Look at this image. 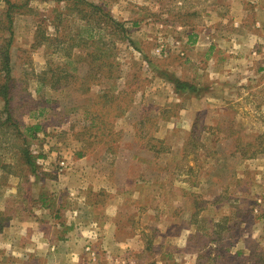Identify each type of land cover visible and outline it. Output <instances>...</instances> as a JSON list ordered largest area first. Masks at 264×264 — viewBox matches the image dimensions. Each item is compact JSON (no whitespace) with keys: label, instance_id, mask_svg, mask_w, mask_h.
<instances>
[{"label":"rangeland","instance_id":"1","mask_svg":"<svg viewBox=\"0 0 264 264\" xmlns=\"http://www.w3.org/2000/svg\"><path fill=\"white\" fill-rule=\"evenodd\" d=\"M84 1L102 7L123 26L112 24L102 12L95 14ZM244 2L245 12L238 0H0V47L11 36L10 11L13 21L10 97L19 128L2 123L6 114L0 99V244L15 242L1 236L10 222L46 216L60 223L61 216L46 209L58 205L53 195L83 182L97 190L145 192L124 197L121 218L134 229H144L158 255L176 256L170 259L173 264H264V213L252 212L248 202L229 195L234 187L264 194V179L263 184L254 180L255 175L264 178V152L243 156L246 150H264V0ZM241 20L250 34L239 33ZM215 25L237 33L230 41L204 36L198 53L208 63L198 64L200 72L189 68L187 59L195 54L186 46L187 35L210 33ZM90 30L107 51V63L116 67L110 69L113 79L87 92V52L92 48L85 44H91ZM210 43L214 48L207 50ZM56 66L77 73L80 82L56 83L57 90L41 84L40 75ZM171 77L192 81L199 93L176 92ZM97 101L113 107L102 120L95 112ZM37 124L41 130L30 135L25 128ZM152 144H158L160 154L149 149ZM25 149L35 158L36 174L24 164ZM197 191L202 195L194 198L196 216L186 209L179 213L178 199H193L187 195ZM95 199L110 204L105 191L88 201ZM221 199L224 206L218 203ZM208 215L214 226L204 219ZM77 217L74 212L71 222ZM191 218L199 225L196 237L189 235ZM94 224L81 225L72 242L82 245L87 256L82 264H110L108 255L96 248L100 227ZM254 230L256 236L251 235ZM38 231L36 247L43 258L54 255L52 264H70L84 256L74 252L62 260L65 229ZM241 234L248 235L247 250L244 245L233 247ZM179 237L191 249H175ZM11 245L1 246V252L17 259L18 247ZM23 255H28L25 250ZM148 255H154L153 249L140 258L152 263Z\"/></svg>","mask_w":264,"mask_h":264},{"label":"crops","instance_id":"2","mask_svg":"<svg viewBox=\"0 0 264 264\" xmlns=\"http://www.w3.org/2000/svg\"><path fill=\"white\" fill-rule=\"evenodd\" d=\"M238 1L242 5V8L244 5L245 8H243L244 10L243 12H245V9L247 8V6L244 4L245 0H238ZM213 2L214 1H211V3ZM231 18L233 19L234 16H232ZM234 20L236 19H233L232 24L234 23ZM214 24L215 23H213V25ZM241 25H242V20L240 22V27L238 26V23L234 24L235 27L237 26L239 27V33H243V30L244 32H247L245 34L251 33L249 31H245L244 27ZM220 27H216V25L213 26V28L209 30L210 33L199 32V33L194 34L193 32H191L190 34L187 35L188 41L186 43V46L190 47L191 49L190 51L192 54H195L194 58H189L190 60L187 59L188 60L187 62L189 63L188 65L190 66L189 68L194 69L195 67V71H199V72L201 71L198 67V64L202 62V60L200 59L201 53H198V52H199L200 45L203 43L202 40L204 36H210V35H212V37L225 36L227 37L228 41H230L231 35H234L235 33H237L236 30H231L233 32L232 33L230 30H227L226 27L224 26L223 28H220ZM207 45H208L207 50L214 48L213 43L211 45L209 44ZM194 50H196V52H194ZM204 57H208V54H204ZM207 63L202 62V64H205V65H207ZM211 74L215 75V70L214 71L212 70ZM196 77H197V74H195L193 78H196ZM189 80H193V79H189ZM189 82L190 84H192L191 83L192 81H189ZM208 98L209 97L206 96V100H208ZM199 112L200 111H198L197 113ZM263 179L264 178L262 176L255 175L254 180L255 182L257 180L258 184H263ZM81 184H82V187H79V188L70 187V189H67V191H65V188L62 191L58 189V191H56L55 194L53 195L55 198V201H59L58 205L56 207L53 206L52 208H46L49 210L53 209V211L56 212V217L58 216L60 218L61 216L62 219L60 220V223L46 216L44 218L42 216L41 217L42 220L36 218L30 221L29 223H27V220L23 221L24 219H19V218H18L19 220L15 221L14 223L10 222L8 227L3 230L1 236L2 237L11 236L14 238L12 240H14L15 242L11 243V242L3 241V245L0 244V262L2 263L6 262L5 264L17 263L16 261H18V264L19 263L20 264H46V263L52 264L53 262H49V261L51 260V256H54V255L47 256L48 258L45 257L46 258L45 259L43 258L44 255L40 253L41 250L39 251V249L36 247L35 243H38V240H39L38 238L40 234L38 230L46 229V233H48L49 231H52V233L54 234L56 230L58 232L60 230L63 231L65 229V231L63 232L64 234L62 235L63 241H62L61 247L68 252L66 253V251L64 250L62 252L63 254L60 253L59 255L61 256L62 260H64L65 257L67 258V255H73L74 252L78 253L79 255H84L82 257L81 256L78 257V259H76L75 261H70V264H82L81 261L84 259V257H86L87 259V256L83 254L84 251H82L81 243L76 244V245L73 243L74 242L73 239H75L73 237L77 233L79 234V227L81 225L87 224L89 222H95L94 225H96L97 227H100V238L98 241H95V244H97L96 248L101 255H108V258H109L108 260L110 261V264H173L170 259H175L176 256H171L172 254L170 253L165 254V255L163 254L158 255V252L155 250V248L152 245L153 243L151 242L148 243V239L146 238L144 229H140V228L138 230L134 229L132 224L125 223L124 220H122L121 218L120 212L122 211V208L124 207V203H125L124 197L128 195L140 196V195H144L145 192H142V190H139V189L135 191H127V189L120 190L118 188L115 191L113 190L108 191V190H103V189L97 190V189H94L89 184H83V182ZM103 191L110 194V204H107L106 206H104L101 204L100 199H95L93 202L88 201L92 195L95 198L96 196L99 197L100 192H103ZM200 192L187 195L188 197H192L193 199L189 198L190 200L185 201L186 203L182 201L184 197H181L180 199H178L177 202L180 205L176 206L175 208H178L179 213H181L183 209H186L192 212V217H194V214L196 216L198 209L196 208V203H195L194 198L198 199L202 195V193ZM232 194L236 195L239 198L238 199L240 200L239 202L241 203L248 202L252 212L253 210L254 211L260 210L262 213H264V196H262L264 194H254L253 191L248 192V191L242 190L240 187H236V188L234 187V189L230 190L229 191L230 197L233 196ZM254 195L258 197H254ZM253 200H256V201H253ZM223 201L224 200L221 199L218 201V203H222L221 205H223L224 203ZM257 202H260V203L263 202V205H259ZM40 209H41V206H40ZM74 212L78 213V217L73 219L75 223H72L71 221H72ZM135 212H138V210H136ZM179 213H176V215H178ZM204 219H208L210 226L211 225L214 226V222H213L214 219L212 217L208 215L207 218H204ZM225 220L227 221V217L225 218ZM241 221L242 219H240L238 223ZM240 224L243 226V222H241ZM189 225H190L189 235L191 237H196L198 235V232L200 231L198 223L195 221L194 218L193 220L191 218V222ZM56 226L59 228H57ZM262 226H264V223ZM230 230L231 229L228 228V231ZM18 231L20 232L18 233V235H16V237L15 235L12 236V234L17 233ZM254 233H255V230L253 231L251 235L256 236ZM260 234L264 237V227H263V231L260 232ZM161 236L165 237V235H161ZM247 236L248 235L243 236V234H241L238 237V239L235 241L233 247H236L237 245L238 247H240L241 245L242 246L244 245V249L247 250L248 249ZM167 238L171 239V237H167ZM52 239H54V236H52ZM57 243L59 244V247H60V243H61L60 240H57ZM9 244H12L11 245L12 249L14 245H17L19 254H20V255H17V259H14L13 257L15 255H6L7 252L6 254H2L1 246L8 247ZM155 244H159V243H155ZM68 246H70L72 250H69ZM152 249H153L154 255H151V256L148 255L147 257V258H151L153 256L152 263L142 261L141 260L142 258H140L141 255H145V253H148V251H151ZM175 249H178L181 252L184 249H191V246H188V244H184L183 239L180 238L179 240H177V246L175 247ZM23 250H25L28 255H23ZM70 253H73V254H70ZM41 260H44V262H42ZM12 261H15V262H12Z\"/></svg>","mask_w":264,"mask_h":264},{"label":"trees","instance_id":"3","mask_svg":"<svg viewBox=\"0 0 264 264\" xmlns=\"http://www.w3.org/2000/svg\"><path fill=\"white\" fill-rule=\"evenodd\" d=\"M78 2V1H77ZM10 5V8L13 7L12 3H10L9 1L7 2ZM84 4L87 5V7L91 8V10H94L95 14L97 12H102V17L109 19V21L114 24V25H118V26H123L119 21L115 20L113 17H111V15L109 13H106L105 11L102 10V7H97L96 5L93 4H89L86 1L83 2ZM8 16V20H9V27L8 32L11 34V36L4 40V43L1 45L0 47V99L4 102V109H3V113L6 114V118L4 119V121L2 123H4V125H8L10 124L12 127H15L16 129L18 128V125L16 124V122H13V118H12V113H11V97H10V93L14 87L13 83V78L11 76L12 74V69L10 66V59H11V47L13 44V35H12V18H11V11L10 13L7 14ZM87 16V15H84ZM96 21V20H95ZM95 35L93 34V31L90 30V34L88 36V41L87 42H91L90 45L85 44L86 46L92 48V51H88L87 52V57L89 60V74H88V78L86 82H90L89 86L87 85V89L86 91H90V88L94 85V86H98L101 85L103 83V80H111L113 79V73H111L110 69H114L116 66L115 64H111V63H107V60L110 58L107 55V51L105 49H103L102 47L99 46V43L96 39H95ZM81 47V45H79ZM94 47V48H93ZM70 50V49H69ZM72 51V50H70ZM68 57H70V53H68ZM55 68V69H54ZM52 69H50L49 71H45L44 73H42L40 76V79H38L40 82L41 81H45V83L51 85L52 88H54L55 90L59 89L57 87H55L54 85L56 83H60V82H65L68 79H72L75 80L76 83L80 82V78L78 77L79 75L77 73H73L71 72L69 69L66 68V66H62V67H54ZM110 71V74L108 75V72ZM79 78V79H78ZM169 81L173 82L175 84V89L176 92L180 93V92H184V91H190V92H198L199 93V89L194 86L191 85L189 83H184L181 80H179L176 77H171L168 78ZM42 84V82H41ZM84 90V89H83ZM106 93L111 94V91H107ZM113 103L115 101V97L112 96L110 99ZM108 101V102H111ZM107 103V101H106ZM95 106H99L100 108H98L95 112H97V119L102 120L106 115L107 112L105 110H111L113 107H106L105 103H98L97 101V105ZM107 108V109H106ZM109 108V109H108ZM118 108H120V106H118L116 108V110H118ZM112 113L114 112V110L111 111ZM43 115V111H41L40 116ZM111 116L117 117V114H112ZM103 124V122H100ZM93 124V122H92ZM1 126V124H0ZM26 131L32 135L35 132H38L41 130V126L39 124L37 125H32V126H28L25 128ZM21 132V131H20ZM19 133V135L21 136V134ZM97 136V134L95 135V137ZM24 137V142H26V135L23 134ZM158 144H161L159 141H157ZM157 145H150L149 149H153L155 152H157L158 154H160V151H162V149H160ZM162 145V144H161ZM261 148V147H260ZM264 152V150H257L254 153H249V151H244V157L245 158H254L255 156H257L259 153ZM23 160H24V164L31 170L32 173L37 172V166H36V162H35V158L32 155V153H30V151L28 149H25L23 154H22Z\"/></svg>","mask_w":264,"mask_h":264}]
</instances>
